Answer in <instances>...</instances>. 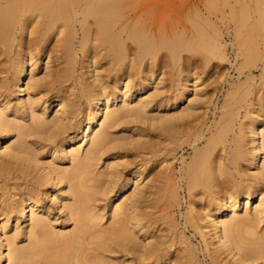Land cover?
<instances>
[{
  "label": "bare ground",
  "instance_id": "bare-ground-1",
  "mask_svg": "<svg viewBox=\"0 0 264 264\" xmlns=\"http://www.w3.org/2000/svg\"><path fill=\"white\" fill-rule=\"evenodd\" d=\"M160 3L0 0V264H264V50L196 121L193 44L138 20ZM213 32L208 79L228 45ZM181 187L183 225L154 211L181 209Z\"/></svg>",
  "mask_w": 264,
  "mask_h": 264
},
{
  "label": "rangeland",
  "instance_id": "rangeland-1",
  "mask_svg": "<svg viewBox=\"0 0 264 264\" xmlns=\"http://www.w3.org/2000/svg\"><path fill=\"white\" fill-rule=\"evenodd\" d=\"M212 2L214 3L212 4ZM164 3L163 0H161V8L153 9L154 11L152 10L151 13L149 11L150 14L148 13V15L147 13L142 14L138 20L141 24L143 23V20H146V24L148 23V25L153 28H155L156 25V28H158H155L158 30L157 33L159 32L158 34H162L164 37L170 36L172 39L184 38L186 41L193 44V50L184 53L189 56L190 72L195 73V75H199L201 81L203 82L202 86L204 85L203 87L210 89H205L204 91L206 93L211 91L210 94L209 92L207 93V98L205 101L203 100L197 104V106H201V111L199 110V116L196 121H208L209 117L211 118L210 120H212L213 118L211 116H213V108L211 106L217 102L218 106L222 105L224 100L227 98L228 90H230V82L233 83L237 81L238 78L245 80V77L251 71H253L255 75H259L260 73V55L264 50V0H164ZM215 29L222 32V40L227 42L228 45L225 51L226 59L221 60L219 57L214 58V69L213 72L210 73L212 77L208 79L209 75L206 72L207 69L205 67L204 49L200 46L198 33H207L209 31L214 33L213 31ZM225 78L229 79L230 82H224ZM165 83L169 86L167 81ZM258 84L259 83L254 84L256 86H254L253 89L251 88V91L254 92V89ZM261 86V93L264 94V83ZM242 90H237L240 97L242 96ZM234 93L235 92H233V96H235L236 99L233 97V99L231 98L230 100L232 103H236L237 106H246L250 100H254V93L253 95L249 93L250 96L248 94L247 97L243 96L245 99H242L241 97V99L238 100V94L234 95ZM233 100L235 101L233 102ZM231 102H229L227 106H229ZM232 103L231 106H235V104ZM255 106L258 105L255 103ZM152 131L153 134L151 135L154 138L156 134L154 133V130H151V132ZM154 139H156V136ZM183 147V150H181L182 148L179 149L180 151L177 155L178 157H180L182 154H184L185 157H188L191 154V146L183 144ZM150 152L152 155H149ZM157 154L159 153L155 151H148L147 153L148 156L156 155V157L158 156ZM144 155H146V153ZM148 156L147 158L146 156L144 157L146 159L150 158L149 160L156 158L153 157L152 159V157ZM160 156L158 157V163L156 161L157 158L151 161L153 163V165L150 167L151 170H157L160 168L158 167L159 160L162 157ZM168 157L169 159H172V156H166V158ZM172 160L173 161H169L168 163L171 162L170 164H176L175 171L178 173L181 159L179 160L178 158V160ZM154 161H156V163ZM180 192L181 197L183 198V205L180 207L181 209H179L177 204L176 206H173L172 209L170 206L168 208L167 205L165 206L164 204H161V206L164 205L168 211L164 209L165 207L161 206L154 210L156 214H163L161 216L166 218L164 219L159 216L162 225L159 223V221H157V224L159 226L161 225L160 229L162 227L166 228L167 226L165 222L169 221L171 218V216L167 217L165 214H168V216L169 214L172 215L174 210L175 216L173 214V217L177 219V222H182L181 224L183 225L184 218L181 216V214L185 213L187 210V193L184 191V187H181ZM161 208L164 209V211H161ZM161 218L166 221L163 220V222ZM163 223H165V225ZM154 230L157 232V228ZM158 233L161 232L159 231ZM188 234L192 236V232H189ZM191 240L202 250L203 245L200 241V237L192 236ZM199 255L200 259L204 258L202 251H199ZM209 262V260L205 261L204 259V264Z\"/></svg>",
  "mask_w": 264,
  "mask_h": 264
}]
</instances>
